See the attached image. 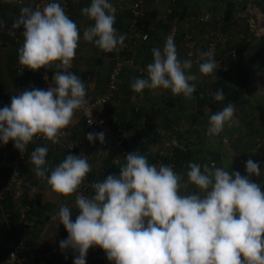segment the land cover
<instances>
[{"label": "clouds", "instance_id": "clouds-1", "mask_svg": "<svg viewBox=\"0 0 264 264\" xmlns=\"http://www.w3.org/2000/svg\"><path fill=\"white\" fill-rule=\"evenodd\" d=\"M116 9L110 0H91L82 9L93 23L83 31V40L104 52L119 51L125 35L114 27ZM4 22L0 21V28ZM23 26V45L18 49L19 63L32 71L53 69L47 90L25 89L11 97L10 105L0 108V142L13 141L23 152L37 134L56 144L70 133L64 131L75 112L86 108L84 82L69 71L76 55L80 30L57 2L42 10L25 7L12 23L9 35ZM153 60L146 67L147 78H135L131 88L136 93L163 88L190 99L198 79L190 74L192 61H181L173 37L163 49H152ZM199 73H216L219 63L212 50L200 53ZM46 78V77H45ZM216 101L225 99L224 90L214 93ZM235 114L232 104L209 117V135H218ZM91 123V121L89 122ZM91 143H104V132L87 133ZM172 145L180 146L173 139ZM75 145V144H74ZM73 145V146H74ZM72 146V147H73ZM46 147H36L30 154L34 173L45 178L58 194L77 192L92 168L86 156L68 154L50 175L46 165ZM119 174H109L94 182L91 197L78 195V214L63 205L56 216L67 231L60 249L78 255L73 264H86L88 250L101 248L114 264H264V192L249 177L259 175V164L246 161L248 175L220 167L210 169L189 163L187 181L170 165L152 164L148 158L131 152L124 158ZM189 184L198 192L182 194Z\"/></svg>", "mask_w": 264, "mask_h": 264}, {"label": "crops", "instance_id": "crops-1", "mask_svg": "<svg viewBox=\"0 0 264 264\" xmlns=\"http://www.w3.org/2000/svg\"><path fill=\"white\" fill-rule=\"evenodd\" d=\"M11 1L13 2V0ZM62 1H66L68 3L67 13H69L70 19H72L77 24L81 35L78 48L76 49V57L78 60L75 65L77 66H75L74 72L72 73L79 76L80 79L84 82L85 88L89 91L87 95L103 94L107 90L108 77L113 67L114 61L112 60L111 63H107L110 57L113 56L111 52H104L97 46H95L94 43L86 42L83 40V31L85 27H87V25H84L83 23L85 16H82L81 10L86 6H90L91 0H77V2H75L74 0H53V2H57L60 5ZM122 1L124 0H110V3H112L116 9L115 16L122 17L123 15H125L127 18H129V9L122 10L121 8L120 2L122 3ZM260 1L261 4L255 3V6H253V13L248 16L247 22L249 23V26L252 21L254 23H257L259 19L264 20V1ZM0 2H3V0H0ZM12 2L11 4L14 5L15 3L13 2V4ZM23 2L25 3L24 6L28 4V8H33V0H23ZM250 2L254 1L247 0V6ZM154 5L155 8L158 7V5ZM119 7L120 9H118ZM157 10L155 9V11ZM209 10H211V8ZM155 11H151L150 13L148 12L147 16L155 19L156 21L157 14ZM15 14L16 18L12 17L13 21L18 18V16L20 15V11H15ZM249 18L251 19L249 20ZM6 20L8 21L9 19ZM129 20L130 18L128 19V21L126 20V23L129 22ZM162 21H164V19ZM12 23L13 22L8 23L9 28H11ZM116 28L117 34L120 35L122 33V27ZM15 31H17V33L23 32V26L17 28ZM170 31L171 27L167 31L159 27L158 30H155V34L150 36V42L148 44L138 47V49L137 47H135V54L137 56L135 57L136 62L138 63L140 61V63H142L145 60L144 62H146L147 64L151 63L153 60L152 49L160 48L162 50L166 39L170 35ZM263 35L264 32L260 33L259 35L255 34L254 36L260 37ZM174 43L177 49L178 58L181 60V53L183 50L179 48L178 43H176L175 41ZM21 45H23L22 42ZM12 48H14V51L18 53V51L15 50L17 48ZM84 50H87V54L85 55H90L87 61L88 64L86 62L88 66L80 61L82 59L81 55H83ZM238 58L240 62L247 61V63H253V80L248 88V97L244 100V102L240 104H232L235 109V114L230 125L226 124L223 131L218 135H209L208 127L210 115L221 111L225 106L218 108L215 113H211L210 108L208 106H205L202 108V115H200L197 118V121L194 123L196 125V128H193L194 125H191V130L189 131V134L187 135V137H185V139L190 142V149H192L195 153L194 157L193 155L190 156V162L197 163L199 165L202 164V171L203 167L206 165L210 169L220 167L225 170H229V172L238 171L242 176H244L248 175L245 168L246 161L251 159L257 162L260 167V174L258 176L251 175L249 178L253 182L259 184L262 191V187L264 186V124H262L258 119L257 104L262 105L264 108V50L263 52L255 54L254 52H250L249 49H246L245 52H239ZM198 65L199 64L193 63L192 68L189 70V73L195 74L198 77L195 84L202 88L203 94L210 91V83L211 80H213L214 75L212 74L205 76L200 74ZM106 68L107 74L105 80L103 81V84H97L98 82H101V72ZM127 69L124 70L121 76L117 79V88L114 92L115 96L109 103V108H113L115 113H117L118 115L120 114V121H122L124 124H132V116L137 114L138 118L134 123L138 124L139 130L141 131L143 129V126L141 124L143 118L145 119V127H147L146 123L148 122V125H151L153 128H155L160 126L162 123H166L163 124L166 126L171 125L172 123H174V120L178 119L179 117L188 119V117L192 116L191 114L193 111H191V105L194 104V101L185 98L182 94L174 95L170 90H166L163 88H157L153 90L145 89L142 93H136L134 90H132L131 83L135 78L147 77L140 74L138 75V73L133 71L132 69ZM1 71L3 72L2 69ZM5 76L7 78V81L9 80L11 87L15 85L16 87H18L16 76L12 77L4 74V78ZM100 87L102 88L101 91L93 92L95 89H98ZM18 88H20V85ZM15 92H17V90ZM15 92L14 95H16ZM20 92H22L21 89L19 90V93ZM12 96L13 93L10 90H4L1 87L0 100L6 97L10 98ZM198 96L201 97L200 95ZM156 97L158 98L156 99ZM155 104H158V107H161L160 111L159 108L157 110V108L154 107ZM0 108H2L1 103ZM160 114L161 116H159ZM175 115H177V117H174ZM187 123L189 122L187 121ZM194 129H196V132H194ZM9 142L11 143V140H9L8 143ZM0 145L5 146L7 144L0 142ZM79 153L81 155L80 147ZM88 162L90 164V160H88ZM211 162L213 163V165H210ZM47 163H49V161H46V165ZM50 165L52 166V164ZM51 166L50 168L49 165L47 166V169L49 171L52 168ZM9 167V161L5 157L0 156V177L8 172ZM28 170L30 174H27L26 176L30 183L29 185H24V195L26 197L29 196V194H31L32 192L31 188L35 187V190L33 192L37 202L35 212L38 216L42 217V226L36 232H32L31 234H29L31 235L30 238L34 242H38L41 246H57L56 243H59L61 240L66 239V237L61 231V227L59 226L61 225V223L56 214L58 213L60 207L63 205H66L70 209H72L71 204L69 203H71L72 197L73 195H75V193L69 196L58 194L53 191L51 187L47 186V183H45L42 178L34 176L33 173L31 174V172H34V170ZM188 170V166H185L183 164L178 165V174L182 177L181 183L187 181ZM198 191L199 189L196 188L195 185L191 184H189L187 189H181L182 194H190ZM40 202L44 204L41 205ZM49 206L53 208V213L51 211L52 209H48L50 208ZM16 238L17 235L14 232H10V230L6 229L3 224L0 226V264H4L8 256V252L13 248L12 242ZM55 251L58 254L56 255L57 257L63 255L61 253V250L55 249ZM88 252L89 254H87V256L90 261L95 257H98V255L106 257L104 251L98 246L90 248ZM50 255L53 259L55 258L54 261L57 259L53 254ZM60 258L66 260V258H64L63 256ZM69 264L72 263L69 262Z\"/></svg>", "mask_w": 264, "mask_h": 264}, {"label": "built area", "instance_id": "built-area-1", "mask_svg": "<svg viewBox=\"0 0 264 264\" xmlns=\"http://www.w3.org/2000/svg\"><path fill=\"white\" fill-rule=\"evenodd\" d=\"M150 1L151 0H129L128 9L131 14V23L128 27L127 38L123 43V47H120V50L127 48L132 52L126 56L117 55L114 57L115 62L109 73L106 92L99 95L91 94L86 96L88 101L86 108L75 112L71 124L64 129L65 132L70 134L61 137L59 143L54 144L45 139L41 134H37L33 139V141L37 143L45 142V147L48 150L66 148L69 151H74L77 148L79 149V146L86 144V142L84 140L70 138L71 132L74 131L75 124L79 120H83L85 125L89 127L88 133L104 132L105 134L104 143H101L99 140L94 141V143L99 147V150L94 156L93 163L91 162L92 159L90 160V165L91 168H93L92 171L95 170L96 174L93 173L94 176L90 179L85 178L83 184L72 197L70 204L73 209V221L75 220V216L78 214V209L75 205L76 197L78 195L88 197L93 196L95 193L92 188V184L94 182H101L106 178L105 175H101L100 173L104 169L103 158L108 157L113 163L118 164L124 160L128 153L133 152L132 150H121V153L118 154L121 149L122 139L125 137V131L121 125L115 122L114 118L109 113V103L115 96L114 92L117 88V79L126 68L132 69L137 72L138 75L140 74L146 76V67L148 64L144 61L142 63L136 62L134 58L135 49L133 51L132 47L135 45L141 46V44L150 42V34L139 31L134 25L137 19L145 18L148 15L150 10ZM51 2H53V0H33L32 10H42L48 3ZM67 4L68 3L66 1L61 2V6L70 18L69 13H67ZM253 6H255V2H250L248 6L246 4L244 9L240 11V18H246L248 21V16L253 13ZM211 16V11L206 9L199 14H190L183 23L180 30V44L183 50L181 61L190 59L192 64L202 63L203 58L200 57V53L212 50L215 53V59L219 63V67L216 71L234 74L236 68L234 64L238 57L237 44L235 41H232L229 43V49L226 51L223 50L225 43L228 41L226 33L223 31V27L220 26L219 28L210 31H204L203 34L201 33L200 37H203L205 42L203 48L200 47V40L196 37L200 34L198 33L199 27L208 23L211 20ZM250 19L251 18H249V20ZM249 30L253 33V35H259L264 32V20L259 19L257 23L252 21L249 26ZM243 36L244 35L241 32L236 38L237 40H240ZM72 67L69 69L70 72H72ZM17 69L19 73H22L25 67L18 63ZM40 69L42 70L41 82L37 88L47 90L52 84L54 70L45 69L44 67H41ZM218 76L221 79L224 77L223 74L220 73ZM199 95L202 96V93ZM10 102L11 97L7 98L5 102L1 100L2 108L10 105ZM182 119L174 122L171 126L161 124L160 126L154 128L155 132L160 135V141L157 142L158 145L155 144L150 147L151 149L149 153L152 164L163 163L170 165L177 173L178 167L175 162L170 160L169 162L164 163L163 158L174 154L176 146L171 144L173 139H175L180 145L177 146L178 149H187V146L184 144V138L189 134L191 124L187 123L185 119ZM90 121L91 123H89ZM142 123H145L144 118L142 119ZM29 144L27 145V149L23 152L17 150L14 147L13 142H9L5 146L0 145V156L5 157L10 164L8 172L0 177V226L3 224L6 229L17 235V238L12 242L13 248L8 252V256L4 264H57L45 249L41 250L26 243L27 239L31 236L29 234L36 232L42 226V217L38 216L35 212L37 205L36 198L33 194L35 187L31 188L32 192L30 191L31 194H29V196L26 197L24 195V185H29L30 183L26 176L27 174H30L27 169V163L29 161L27 151ZM100 147H104V149H100ZM114 148L115 152H110ZM103 151H108L109 154L103 155ZM24 164L27 171L21 169V165ZM210 165H213V163L211 162ZM40 203L41 205L44 204L42 202ZM26 250H29V252Z\"/></svg>", "mask_w": 264, "mask_h": 264}, {"label": "trees", "instance_id": "trees-1", "mask_svg": "<svg viewBox=\"0 0 264 264\" xmlns=\"http://www.w3.org/2000/svg\"><path fill=\"white\" fill-rule=\"evenodd\" d=\"M175 3H173V8L172 10H170L167 20L165 21H160L158 20L157 24L155 19L150 18L148 16H146L145 18H139L136 20L135 22V26L136 28L141 31V32H146L149 33L150 36L155 34V30H158V28H163L165 31L169 30V28L171 27V23L176 20V19H182L184 17V13L186 10V2H181V0H174ZM225 4L223 6H221L220 8H218V6H213V10L217 11L220 13V20H221V25L223 26V31L226 32H230L233 27H235L234 25L238 24L240 16V11L244 9L245 4L247 2V0H225ZM255 3L257 4H261L260 0H253ZM264 1V0H263ZM216 3H219V0H216ZM7 6L9 5H4L3 2H0V21L4 22V26L2 28H0V89L1 87L4 90L7 91H11L14 95V92L17 90V92H15V94H19V90L21 89V91L28 89V90H32L33 88H37L38 85L41 82V75H42V70H36V71H32L31 69H28L25 67V69L23 70V72L19 73L18 69H17V64L19 63L18 60V53H16V51H14L15 47L18 51L19 47H22L21 42L23 43V36H22V32L17 33V31H15V35H9V30L11 28H9L8 23L9 22H14L12 20V17L16 18L14 15L12 16H8L7 14ZM180 8H182V10L180 11ZM206 10V9H205ZM129 12V11H128ZM189 14V13H187ZM195 14V13H193ZM212 14V13H211ZM16 15V14H15ZM128 17L131 18V14L130 12L128 13ZM190 15V14H189ZM188 15V16H189ZM6 18H8L9 20L7 21ZM213 18V16H211V19ZM243 22L241 21L242 25H240L241 29H242V33H243V38L242 39H238V40H233V39H237L234 36H231V39L228 41L227 43H225L223 50L225 49L228 50L229 49V43L232 41H235V43L237 44V49H238V56H239V52L242 51H246V49H249L250 52H254L255 54L259 53V52H263L264 50V35L260 36V37H256L253 35L252 32H250L249 30V23L247 22L246 18H242ZM211 21V20H210ZM130 20L129 22H122L121 21V17L115 16V23H114V27H122V35H125V37L127 36L128 33V27L130 25ZM22 27V26H21ZM117 29V28H116ZM216 29L215 26L211 28V30ZM240 32V33H241ZM120 34V35H121ZM127 38V37H126ZM125 38V40H126ZM124 40V42H125ZM148 43H144L141 44V46H145ZM252 44V45H251ZM138 45H135L132 50L134 51V48L137 47H141ZM132 51H130L127 48H124L123 50L119 51H113V58L116 57L117 55H122V56H126L127 54H130ZM136 57V54L134 55V58ZM77 57L75 55L74 59H73V69L72 72H74V68L77 62ZM237 64L235 62V73L234 74H230V73H226V72H222V71H216V73H214V78L213 80H211V89L209 92L207 93H203L201 97H199L198 95L200 93H202V90L200 92L199 89L195 88L194 91V95L196 98V103L193 107L194 110H192V119L190 121V124L193 125L196 122V119L202 115V108L205 106H208L210 108V112L211 113H215L218 108L222 107V106H227L228 104H240L243 103L244 100L248 97V88L253 80V72H252V66L253 63H247V61H239V58L237 57ZM115 62V61H114ZM114 66V63H113ZM1 69L3 70V72L1 71ZM87 73V72H86ZM220 74H223L224 77H222V79L218 76ZM4 74L9 75V76H16L17 77V86L20 88L13 86L11 87L9 80L7 81V78L5 76L4 78ZM29 79V80H28ZM197 87V86H196ZM222 88L224 90V96L225 99L223 101H216L214 99V93L216 92L217 89ZM7 97L2 99L4 102L6 101ZM192 108V107H191ZM257 109H258V119L259 121L264 124V108L262 105L257 104ZM138 115L135 114L132 116V124H124L122 121H116L115 122L119 125L122 126L123 130L125 131V137L122 139L121 142V149L119 150L118 154L121 153V150L124 151H129L132 150L133 152H137L140 155H144L148 158L149 163H151L150 160V147L157 144V142L160 141V135H158L154 128L151 125H148L146 123V128H147V132L145 134V137L142 136L141 132L139 130V126L138 124L134 123L135 121H137ZM143 128L145 127V123H141ZM173 124V123H172ZM171 126V125H168ZM89 131V127H87L84 123L83 120H79L76 124H75V129L74 131L71 132V137L72 139H78V140H84L86 142V144H88L90 146V148L93 150L92 155L95 156V153H97V151L99 150V147L96 146V144L94 142H89L86 139L87 133ZM185 146H187L186 150H180L177 148V146L175 147V151L174 154L172 155H168L165 156L163 158L164 163L169 162L170 160L174 161L176 166L178 167V165H185L188 166L190 162V156L193 155L194 157V152L192 149H190V142L187 141V139H185ZM13 142V141H11ZM45 142H39V143H35V141L30 142L29 146H28V151H27V157L30 161V154L31 152L36 148V147H45ZM94 145V146H93ZM102 147V146H101ZM100 147V148H101ZM101 149H104L101 148ZM68 154H72V155H80L79 153V149H75L74 151H69L66 148L64 149H50L48 150L47 156H46V161H50L52 164V168L51 170L55 167V165L58 164V162H62L63 159L65 158V156H67ZM108 154V151H107ZM189 159V160H188ZM93 163V160L91 161ZM103 162H104V169L101 173V175H109V174H119V169L121 166H123L125 164V160H122L121 163L115 164L111 161V159H109L108 157H104L103 158ZM102 168V167H101ZM21 169H24V171H27V169L25 168V164L21 165ZM50 170V171H51ZM93 170V168H92ZM88 173V175L86 176V178L90 179L91 177L94 176L93 173L96 174V171H92ZM50 171H48V173L46 175H50ZM42 180H44L45 183H47V180L45 178H42ZM47 186H49L48 184H46ZM50 187V186H49ZM262 192H264V186L262 187ZM70 204V203H69ZM73 209H71L72 211ZM61 227V231L63 232L64 236L67 238V231L65 230V228L63 227V225H59ZM28 245H31L33 247H36L38 249L43 250L44 246H41L38 242H34L31 238L27 239L26 242ZM28 249V248H27ZM29 252V250H26ZM62 257V256H60ZM57 257V259L55 260L57 262V264H69L68 261L63 260V258ZM55 259V258H54Z\"/></svg>", "mask_w": 264, "mask_h": 264}, {"label": "rangeland", "instance_id": "rangeland-1", "mask_svg": "<svg viewBox=\"0 0 264 264\" xmlns=\"http://www.w3.org/2000/svg\"><path fill=\"white\" fill-rule=\"evenodd\" d=\"M75 2H77V0H74ZM73 1V2H74ZM118 1V0H117ZM11 0H3V3H4V5H9V6H7L6 8H7V14H8V16H12V15H14L15 16V11H20L21 12V9L22 8H25V7H28V4H26V6H24V2H23V0L21 1V0H13V2L15 3H13L14 5H16V6H14V5H12L11 4ZM72 2V3H73ZM181 2H186V10H185V13H184V17L182 18V19H176V20H174L172 23H171V31H170V35L169 36H171V37H173V39H174V41L176 42V43H178V46H179V48H181L182 49V46H181V44H180V37H181V35H180V30H181V27L183 26V23L185 22V20L187 19V17H188V15L189 14H193V13H195V14H199V13H201L202 11H204L205 9H207V10H209L210 8H211V13H212V16H213V18L211 19V21H209L208 23H206V24H204V25H202L201 27H199V32L198 33H200V34H198L196 37H197V39L198 40H200L199 42H200V47H202L203 48V46H204V44H205V42H204V39H203V37L201 38L200 37V35H201V33L203 34V32L204 31H210L211 30V28H212V26L214 27L215 26V28H219L220 26L221 27H223L222 25H221V18H220V13L219 12H217V11H214L213 10V6L215 7V6H218V8H220L221 6H223L224 4H225V0H221V1H219V3H216V0H181ZM173 3H175V1L174 0H151L150 1V10H149V13L151 12V11H155V9L157 10V11H155L156 12V14H157V19H156V23L158 22V20H160V21H162L163 19L166 21L167 20V17H168V14H169V12H170V10H172V8H173ZM118 4V3H117ZM120 4H121V8H122V10H128V7H129V0H124V1H122V3L120 2ZM119 4V5H120ZM154 4H156V5H158V7L157 8H155L154 6ZM87 7V6H86ZM83 9V8H82ZM118 9H120V7L118 8ZM182 10V8H180V11ZM82 11V10H81ZM125 12V11H124ZM187 13H189V14H187ZM81 15V14H80ZM79 15V16H80ZM82 16H85V15H83L82 14ZM6 19H8V18H6ZM128 19L129 18H127L125 15H123L122 17H121V21L122 22H126V20L128 21ZM239 19V22H238V24H236V25H234L235 27H233V29L230 31V32H226V37L230 40L231 39V36H234L235 38L237 37V35L242 31V29H241V27H240V25H242V23H241V21L243 22V24H244V21L242 20V18H238ZM83 23H84V25H87V27L88 26H90L93 22L92 21H90L89 19L87 20V17L85 16L84 17V21H83ZM82 23V24H83ZM81 24V25H82ZM243 26V25H242ZM86 28V27H85ZM202 40V41H201ZM233 40H237V39H233ZM177 46V47H178ZM137 50V49H136ZM225 50V49H224ZM113 52V51H112ZM111 52V53H112ZM183 52V51H182ZM85 54H87V50L85 51L84 50V52H83V55H81V62H83L86 66H88L87 64H88V58L90 57V55L89 56H87V55H85ZM139 55V54H138ZM181 55H182V53H181ZM137 57V56H136ZM239 57V56H238ZM182 58V57H181ZM114 61V58L113 57H110V59H109V61L107 62V63H111V61ZM145 61V60H144ZM86 62H87V64H86ZM140 62V61H139ZM138 62V63H139ZM90 65V64H89ZM81 69V68H80ZM127 69V68H126ZM125 69V70H126ZM127 70H129V69H127ZM101 74H102V76H101V82H98L97 84H100L101 83V85L103 84V81L105 80V78H106V74H107V68L106 69H104V70H102V72H101ZM196 81H194V83H195ZM197 86V85H196ZM197 89H199L200 91L202 90V88L201 87H199V86H197L196 87ZM87 90V89H86ZM102 90V88L100 87V88H98V89H95L93 92H99V91H101ZM155 91V90H154ZM87 93L89 92L88 90L86 91ZM164 94V93H163ZM158 97H156V99H157ZM192 101H194V104H192L193 106L195 105V103H196V98H195V95L193 94L192 95V97L190 98ZM0 103H1V100H0ZM191 105V106H192ZM161 106V105H160ZM192 106V110H194V108L195 107H193ZM154 107H156L157 108V110H158V108H159V111L161 110L160 108L161 107H158V104H155L154 105ZM191 110V111H192ZM109 113L112 115V117L114 118V120H116V121H119V120H121V117H120V114L118 115L117 113H115L114 112V109L113 108H109ZM192 115V114H191ZM154 116V115H153ZM159 116H161V114L159 115ZM174 117H177V115H175ZM184 118V117H183ZM191 118H192V116L191 117H188V119L186 118H184L185 120H187L189 123H190V121H191ZM180 119H182V117H179L178 119H176V120H174V122H177L178 120H180ZM148 120V119H147ZM196 121H197V119H196ZM148 123V122H147ZM162 124H166V123H162ZM194 125V127L193 128H196L195 126V124H193ZM192 125V126H193ZM193 130V129H192ZM196 129H194V132H196L195 131ZM146 132H147V128L146 127H144L143 128V130H142V132H141V134H142V136L143 137H145V134H146ZM36 143V142H35ZM94 146V145H93ZM97 146V145H96ZM197 146V145H196ZM80 147V150H81V154H85L84 156H86V158L88 159V160H93L94 159V155H92V153H93V150L90 148V146L88 145V144H84V145H80L79 146ZM198 147V146H197ZM153 148V147H152ZM101 149V148H100ZM110 152H112V153H114L115 152V148L114 149H112ZM108 154H109V152H108ZM107 154V152L106 151H103V155H108ZM95 155H96V153H95ZM49 163L51 164V162L49 161ZM49 163H47V165H45V167L47 168V166L49 165V168H50V164ZM60 162H58V164H59ZM57 164V165H58ZM57 165H55V166H57ZM27 167H28V169H34V165H32V163L30 162V161H28V163H27ZM33 173V175L34 176H36L35 175V173L34 172H31V174ZM50 208H48V209H52L51 211H52V213H53V208H51V206H49ZM60 243V242H59ZM59 243H56L57 244V246H44V249L49 253V254H53L54 256H56V255H58L57 254V252L55 251V249H59V250H61L60 249V247H59ZM45 245V244H44ZM61 253L63 254L62 256L64 257V258H66V261H68V262H70V263H72L73 264V260H74V258H75V256L76 255H78V253H75L74 251H72L71 249H65V250H61ZM87 254H89V252L87 253ZM56 258H57V256H56ZM107 258L106 257H103V256H100V255H98V257H95L93 260H91L90 261V259H88V256L86 257V264H114L112 261H109V260H106ZM70 260V261H69Z\"/></svg>", "mask_w": 264, "mask_h": 264}]
</instances>
